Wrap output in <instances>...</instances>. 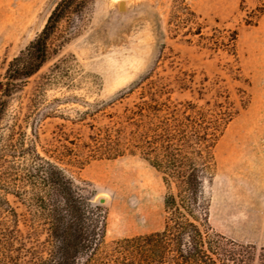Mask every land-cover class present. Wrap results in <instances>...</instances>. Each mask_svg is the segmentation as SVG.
<instances>
[{
	"label": "rangeland",
	"instance_id": "1",
	"mask_svg": "<svg viewBox=\"0 0 264 264\" xmlns=\"http://www.w3.org/2000/svg\"><path fill=\"white\" fill-rule=\"evenodd\" d=\"M59 1L0 0V98L10 61L38 36ZM49 45L42 68L4 97L0 264H39L48 256V224L33 201L37 189L24 180L38 155L103 208L106 242L164 227L162 175L129 149L105 158L89 147L90 135L117 127L125 108L151 91L162 100L230 102L233 118L215 145L216 166L204 185L209 223L260 253L264 0H88L60 22Z\"/></svg>",
	"mask_w": 264,
	"mask_h": 264
},
{
	"label": "trees",
	"instance_id": "2",
	"mask_svg": "<svg viewBox=\"0 0 264 264\" xmlns=\"http://www.w3.org/2000/svg\"><path fill=\"white\" fill-rule=\"evenodd\" d=\"M88 0H60L29 45L8 66L0 98V124L7 100L38 72L50 55V40L60 22ZM149 99L126 107L116 124L90 135L94 156L115 158L126 149L139 154L161 175L166 187L161 230L106 242L103 208L83 197L73 179L38 155L25 171L37 192V213L48 224L51 247L39 264H264V247L243 244L216 232L209 223L205 181L216 166L214 148L233 118L229 101ZM220 97L225 96L219 93ZM129 126L124 131L122 123ZM37 187V188H36ZM16 196L24 200L22 191Z\"/></svg>",
	"mask_w": 264,
	"mask_h": 264
},
{
	"label": "water",
	"instance_id": "3",
	"mask_svg": "<svg viewBox=\"0 0 264 264\" xmlns=\"http://www.w3.org/2000/svg\"><path fill=\"white\" fill-rule=\"evenodd\" d=\"M119 7H120V9H123L124 8V2H121Z\"/></svg>",
	"mask_w": 264,
	"mask_h": 264
}]
</instances>
